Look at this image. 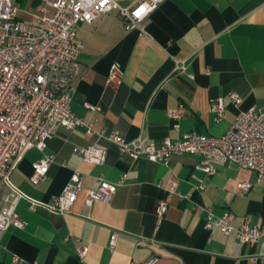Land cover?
Instances as JSON below:
<instances>
[{"label":"crops","instance_id":"1","mask_svg":"<svg viewBox=\"0 0 264 264\" xmlns=\"http://www.w3.org/2000/svg\"><path fill=\"white\" fill-rule=\"evenodd\" d=\"M10 1L17 18L24 21L42 15L39 7L46 4ZM124 25L115 9L81 23L77 30L84 48L71 109L92 122L96 132L117 129L127 140L142 136L151 141L175 140L186 132L219 136L239 112L264 108V0H163L145 19L144 33L126 31ZM114 61L124 69L117 90L105 85ZM181 63L185 70H176ZM229 92L237 93L241 102L233 104ZM217 98L223 100L225 117L216 122L211 105ZM86 103L100 109L91 111ZM180 106L186 111L176 128L168 111ZM90 144L107 149L103 164L83 162L72 150ZM44 152L51 153L54 162L43 180L36 185L29 180L32 163L42 156L31 148L10 173L12 183L29 197L48 202L78 169L81 190L64 215L41 208L30 211L27 201L21 200L17 213L25 225L0 235V264H9L13 255L23 259L20 264H141L151 256L158 257L156 264H264L249 259L264 257V238L241 245L234 233L204 227L208 207L217 216L233 212L234 226L245 218L264 225V182L255 171L225 162L207 176L197 167L198 154L173 155L166 165L133 160L115 145L97 142L81 126L60 128ZM123 174L125 183L110 199L85 204L98 176L115 182ZM172 179L178 194L169 198L158 221L155 205ZM199 179L202 189L195 188ZM238 182H249L251 187L240 193ZM114 231L118 238L110 251L107 245ZM80 246L88 248L84 261L77 256Z\"/></svg>","mask_w":264,"mask_h":264},{"label":"built area","instance_id":"2","mask_svg":"<svg viewBox=\"0 0 264 264\" xmlns=\"http://www.w3.org/2000/svg\"><path fill=\"white\" fill-rule=\"evenodd\" d=\"M123 1L128 2L122 4ZM162 1L45 0V6L39 7L42 15L36 16L33 21H24L17 18L16 8L10 0H0V235L10 227H24L25 222L17 213L21 200L27 201L30 211L41 208L58 215L69 212L75 202L82 183L78 169L72 172L62 191L48 202L29 197L10 179V173L31 148L42 152V156L32 163L29 180L36 185L45 178L54 156L44 151L47 141L60 128L72 130L81 126L88 135L96 136L97 142L102 140L113 144L120 154L133 160L144 158L166 165L173 155L198 154L201 158L197 167L207 176L215 174L218 166L225 162H232L255 171L258 179L264 182L262 107H250L239 112L230 127L219 136L186 132L175 140L164 137L159 141L142 136L127 140L117 129L108 134L96 132L92 122L73 113L71 98L81 71L79 55L84 48L83 40L77 36L79 25L116 9L125 20L126 31L136 30L142 34L145 19ZM49 9L51 13L47 15ZM185 68L183 63L176 65V70L184 71ZM123 72L120 62H112L105 85L117 90L123 82ZM228 97L233 104L241 102V97L235 92H229ZM85 107L91 111L100 109L88 103ZM185 111L183 106L168 111V116L175 121L173 127H178V120ZM211 112L216 122L225 117L221 98L213 101ZM72 150L82 157L83 162L93 165L103 164L107 157V149L96 144L76 146ZM125 180L126 174L115 182L98 176L95 187L87 192L85 204L90 206L96 201H107ZM176 187L177 181L170 180L163 196L157 200L154 213L158 221L167 211L169 198L178 194ZM236 187L240 193H245L251 183L238 182ZM195 188H204L203 180L199 179ZM205 213V229L219 230L224 235L234 233L241 245L254 244L264 238V225H253L245 218L240 225L234 226V214L229 210L217 216L208 207ZM117 238L118 233L114 231L107 245L110 251L114 250ZM87 251V246L77 248L81 261H84ZM249 259L253 263L264 262L263 256ZM22 261L21 257L13 255L9 264H20ZM157 261V256H151L141 264H156Z\"/></svg>","mask_w":264,"mask_h":264},{"label":"snow or ice","instance_id":"3","mask_svg":"<svg viewBox=\"0 0 264 264\" xmlns=\"http://www.w3.org/2000/svg\"><path fill=\"white\" fill-rule=\"evenodd\" d=\"M142 11H143V9H141V10H140V12H142ZM140 12H138V13H137V15H139V14H140Z\"/></svg>","mask_w":264,"mask_h":264}]
</instances>
